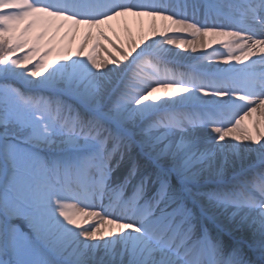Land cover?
<instances>
[{"label":"snow or ice","instance_id":"6c2138e0","mask_svg":"<svg viewBox=\"0 0 264 264\" xmlns=\"http://www.w3.org/2000/svg\"><path fill=\"white\" fill-rule=\"evenodd\" d=\"M0 264H264V0H0Z\"/></svg>","mask_w":264,"mask_h":264},{"label":"bare ground","instance_id":"6f19581e","mask_svg":"<svg viewBox=\"0 0 264 264\" xmlns=\"http://www.w3.org/2000/svg\"><path fill=\"white\" fill-rule=\"evenodd\" d=\"M157 24H163L164 21H156ZM152 21L149 18H121L118 21H113L111 24V29H109L107 26H105V31L107 32L108 36L111 37L113 40H117V37H119V40H122L124 42H128L130 39H138L141 35V31L147 32L150 30ZM181 38L184 37L185 34H175ZM173 51H180L183 52V50L176 49L174 46H169ZM213 47L219 48L222 51L225 50L227 52V49H224L220 47L219 45H213ZM101 57H103L104 52L100 51L98 53ZM200 53H196L195 55H199ZM236 54V53H234ZM248 123V122H246ZM73 203V202H69Z\"/></svg>","mask_w":264,"mask_h":264},{"label":"rangeland","instance_id":"374dc122","mask_svg":"<svg viewBox=\"0 0 264 264\" xmlns=\"http://www.w3.org/2000/svg\"><path fill=\"white\" fill-rule=\"evenodd\" d=\"M188 38H191V37H188ZM213 49H216V47H213ZM213 49H210L209 51H211V50H213ZM219 51H220L221 53H225V54L227 53L225 50L222 51L221 49H219Z\"/></svg>","mask_w":264,"mask_h":264}]
</instances>
